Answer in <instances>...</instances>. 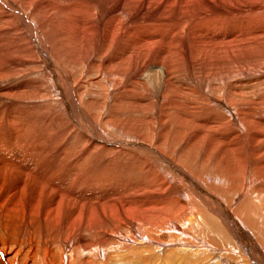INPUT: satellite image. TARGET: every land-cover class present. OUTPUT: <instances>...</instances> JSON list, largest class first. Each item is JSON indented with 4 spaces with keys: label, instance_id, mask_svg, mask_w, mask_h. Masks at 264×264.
<instances>
[{
    "label": "bare ground",
    "instance_id": "1",
    "mask_svg": "<svg viewBox=\"0 0 264 264\" xmlns=\"http://www.w3.org/2000/svg\"><path fill=\"white\" fill-rule=\"evenodd\" d=\"M0 264H264V0H0Z\"/></svg>",
    "mask_w": 264,
    "mask_h": 264
}]
</instances>
